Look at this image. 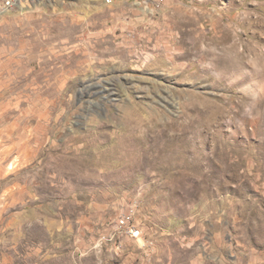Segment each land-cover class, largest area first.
Instances as JSON below:
<instances>
[{"label":"rangeland","instance_id":"rangeland-1","mask_svg":"<svg viewBox=\"0 0 264 264\" xmlns=\"http://www.w3.org/2000/svg\"><path fill=\"white\" fill-rule=\"evenodd\" d=\"M0 264H264V0L1 16Z\"/></svg>","mask_w":264,"mask_h":264},{"label":"built area","instance_id":"built-area-1","mask_svg":"<svg viewBox=\"0 0 264 264\" xmlns=\"http://www.w3.org/2000/svg\"><path fill=\"white\" fill-rule=\"evenodd\" d=\"M22 1L23 0H0V17L15 9ZM118 223L119 227L125 230V235L128 237L132 239H139L141 237V229L132 226L128 218H122Z\"/></svg>","mask_w":264,"mask_h":264},{"label":"bare ground","instance_id":"bare-ground-1","mask_svg":"<svg viewBox=\"0 0 264 264\" xmlns=\"http://www.w3.org/2000/svg\"><path fill=\"white\" fill-rule=\"evenodd\" d=\"M108 3H109V1H108ZM19 4H20V3H19ZM19 4H18L17 6H19ZM17 6H16V7H17ZM18 8H19V7H18ZM105 89H106V88H105ZM111 90H112V89H111ZM147 163H148V161H147ZM134 166H136V165H134Z\"/></svg>","mask_w":264,"mask_h":264}]
</instances>
